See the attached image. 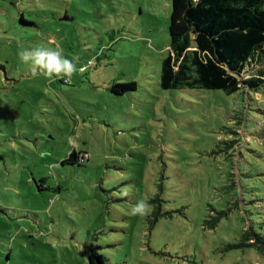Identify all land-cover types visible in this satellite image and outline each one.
<instances>
[{
  "label": "rangeland",
  "instance_id": "374dc122",
  "mask_svg": "<svg viewBox=\"0 0 264 264\" xmlns=\"http://www.w3.org/2000/svg\"><path fill=\"white\" fill-rule=\"evenodd\" d=\"M170 15L0 0V264H264L242 246L264 237V86L163 90ZM38 45L75 63L70 82L20 60ZM71 151L86 160L61 165Z\"/></svg>",
  "mask_w": 264,
  "mask_h": 264
},
{
  "label": "trees",
  "instance_id": "16d2710c",
  "mask_svg": "<svg viewBox=\"0 0 264 264\" xmlns=\"http://www.w3.org/2000/svg\"><path fill=\"white\" fill-rule=\"evenodd\" d=\"M169 38V53L161 63L163 90H219L232 95L264 86V0H171ZM135 89L132 82L114 84L111 91L121 95ZM85 160L82 152L71 151L60 164ZM242 240V246L253 247L264 257L263 236L245 233ZM89 262L105 264L97 252H91Z\"/></svg>",
  "mask_w": 264,
  "mask_h": 264
},
{
  "label": "clouds",
  "instance_id": "9594fccd",
  "mask_svg": "<svg viewBox=\"0 0 264 264\" xmlns=\"http://www.w3.org/2000/svg\"><path fill=\"white\" fill-rule=\"evenodd\" d=\"M19 58L22 62L31 65L33 74L39 72L49 78L55 76L70 82L71 77L77 71L75 63L63 55V50L59 45L55 49L42 45L25 49L19 53ZM149 211V203L146 199L141 198L132 207L131 214L143 216L147 215Z\"/></svg>",
  "mask_w": 264,
  "mask_h": 264
}]
</instances>
